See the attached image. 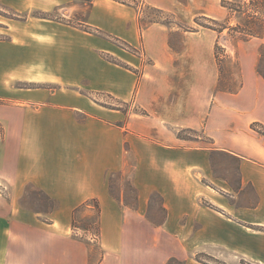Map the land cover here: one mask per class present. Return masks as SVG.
Listing matches in <instances>:
<instances>
[{"label":"crops","instance_id":"1","mask_svg":"<svg viewBox=\"0 0 264 264\" xmlns=\"http://www.w3.org/2000/svg\"><path fill=\"white\" fill-rule=\"evenodd\" d=\"M221 1L94 0L83 23L134 49L142 47L143 56L119 51L109 42L95 43L92 34L85 33L80 39L61 40L63 60L54 66L58 91L30 90L18 97L10 83L0 84V97L10 100L0 106V264H45L46 251L53 253L54 264H165L186 253L158 249L156 239L163 233L183 236L196 225L201 253L224 264H264V138L252 129L255 124L264 127V78L257 72L264 37L239 49L240 88L217 92L219 66L213 51L201 50V26L179 33L162 22L140 23L146 8L193 22L201 15L219 19L225 10ZM5 2L16 10L51 9L56 4ZM176 33L181 48L173 44ZM5 48L11 52L6 74L12 75L13 43ZM108 54L138 74L108 62L103 56ZM91 92L135 102L145 113L134 116L95 107ZM187 129L203 130L211 147L190 153L188 140L177 133ZM194 154L202 161L223 157L234 162L242 187L255 190L258 204L229 206L226 215L200 204L211 202L206 199L210 187L191 182V164L199 165L191 160ZM115 173L130 175L137 193L134 207L112 194L109 176ZM29 190L49 198L50 222L21 206ZM154 193L162 197L166 213L160 226L145 218ZM93 201L100 207L97 256L93 242L69 235L81 231L73 229L75 211ZM141 231L146 241L137 246L134 234ZM237 234L258 242L261 260L236 248L243 246ZM29 256L31 261L25 259Z\"/></svg>","mask_w":264,"mask_h":264},{"label":"rangeland","instance_id":"2","mask_svg":"<svg viewBox=\"0 0 264 264\" xmlns=\"http://www.w3.org/2000/svg\"><path fill=\"white\" fill-rule=\"evenodd\" d=\"M48 1L56 3L55 6L51 9L30 8L27 10H16L10 8L5 0H0V84L3 82L4 84L10 83L15 96L18 95V97H21L22 94L31 92L30 90L45 89L56 92L60 89V85L54 80V66L55 62L60 63L61 59L63 60L59 50L61 40L64 39L72 40L75 37L80 39L79 37L81 35L89 33L92 34L93 37H90H92L95 43L109 42L110 45L113 48H117V50L123 49L126 52L139 57L144 55L142 47L132 50L123 45V43L117 42V40L98 33L94 26H89L83 23L87 18V13L92 8L91 3H93L94 0ZM113 1L116 3H127L128 1V3L131 4L133 2V0ZM33 2L34 0H30L29 4H32ZM242 2H248V0H242ZM144 12L143 17L140 18L141 24H151L152 22L158 21L167 24L170 27L180 29L179 33L185 31L192 32L196 29H200L201 24L215 27L212 22L202 17L197 19L195 18V22H193L192 20L187 21L184 18H181V16L169 15L154 9L146 8ZM227 16L228 10L225 9L224 15L216 20L220 23H224ZM196 20L200 25L196 23ZM238 23L239 20L234 17L230 21V26H235ZM179 33L173 34L172 41L176 48H181V38L179 37ZM217 42H219V44L224 48V51L220 54L221 64L219 66L217 92H234L238 90L242 84L241 68L237 60L238 52L239 49H241V46L245 45V42L247 41L236 40L233 36L229 35L228 30H225L224 33L219 36L216 32L201 27V50H210L215 54V45ZM11 43H13L14 61L12 62L14 73L9 75L6 74L5 64L9 60V58L6 57L11 52L7 51L5 46L11 45ZM111 55L112 54H108L105 57L110 60L122 62L119 58ZM129 67L134 69L131 66ZM260 67L264 72V61ZM89 96L93 100L95 107H97L96 105H99L105 107L109 111L112 109H121L127 114L134 116L143 115L145 113V110H143L139 104L135 102L124 103L106 93L91 92ZM9 101L10 100L5 97H0V106L6 105ZM258 129L262 130L261 127ZM127 130L133 133L134 129L127 128ZM177 133L181 137L189 139L187 147L189 148L190 153L198 151L202 152L200 151L201 149L211 147L212 141L209 136L203 132V130H201V132L180 130ZM199 137L201 138L198 139ZM192 157L193 159L191 160L199 162V165L197 166L195 164H191V182L196 181L202 187H210L207 188L206 193L208 195L206 199L211 200V202L204 200L205 198L203 197L204 201L199 200L200 204L210 206L211 208L220 211L223 215H226L228 210L227 208L229 206L238 209L242 207H254L258 204L255 190L249 185L242 187L237 165L230 159L219 157L213 160L206 158V160L202 161L200 154L191 155V158ZM204 162L205 165L203 166ZM0 163H2L1 160ZM0 183V188H2L1 186H4V181L1 180ZM111 192L114 196L125 199L128 205L132 207L135 206L137 193L131 186V178L129 174L122 177L114 174L112 176ZM196 192V194L200 193V191ZM20 204L32 212L42 214L40 218L42 222H50L49 218L46 216V212L50 211L53 205L40 191L29 190L24 201ZM89 204L92 209L81 207L75 214L76 224L78 226L88 228L90 230L89 233L81 230L78 232H71V234L69 232V235H71V238L84 243L93 242V250H95V256H97V242L100 234L97 233L98 212L92 202ZM145 218L150 223L155 224V226H160L165 221L166 213L163 210V199L159 194L154 193L152 195L151 207L146 211ZM135 225L137 224L135 223ZM199 229L200 226L196 225L194 226L193 232H189L183 236H179L178 234L163 233L159 240L156 239L155 244L158 249L185 252L186 254L183 258H176L185 264L187 262L195 263L197 260L206 264H224L216 258L203 254V252L201 253V249L199 250V248H201V243H199L200 241L196 238V232ZM149 235L150 233L148 236ZM237 235V239L241 241L243 246H236V248L240 249L242 253L248 254L252 258L261 260L262 252L258 242L249 240L243 235ZM207 236H210V234ZM134 237L137 246H140V243L143 245L146 241V235L142 231L138 234L135 233ZM33 240H35V238L30 239V241ZM225 241L226 240L220 242L224 243ZM244 242H247L248 246L244 245ZM15 257L18 258L19 256ZM32 257L33 256H29L25 259L31 261ZM45 264H54L53 253L51 251H46ZM235 264L256 263L239 260Z\"/></svg>","mask_w":264,"mask_h":264},{"label":"trees","instance_id":"3","mask_svg":"<svg viewBox=\"0 0 264 264\" xmlns=\"http://www.w3.org/2000/svg\"><path fill=\"white\" fill-rule=\"evenodd\" d=\"M91 5H93V3H91ZM221 6L225 8L226 10H228V16L226 20L224 21V23H220L218 20L214 18H209L207 16H201V17L212 22L215 25V27H212L210 25H204V24L200 25L197 20H196V23L205 29L216 32L219 36H221L225 30H228L229 35L233 36V38H235L236 40L250 41L252 39H262L264 37V0H248V2H242V0H222ZM234 17L239 20V23L235 26H230V21ZM120 43H123V45L127 46L128 48L132 50H136L130 45H128L127 43H124V42H120ZM223 51H224V48L219 44V42H217V44L215 45V58H216L218 66H220L221 64L220 54ZM103 56L105 57L107 55H103ZM105 59L112 64L126 68L131 71H134L135 73L138 74V71H136L135 69H131L128 65H125L123 62L110 60L107 57H105ZM263 61H264V47H262L260 50V61L257 66V72L259 73V75H261L264 78V72L262 71L260 67ZM118 126H122V125H118ZM259 127H261L262 130H259L258 129ZM252 129L258 132L264 138V127L263 126H259L255 124L252 126ZM182 131H193V130L187 129V130H182ZM178 137L180 139L189 140V139L181 137L180 135H178ZM113 175L114 174H111L109 176V182L111 186H112V176ZM117 176L122 177V174H117ZM46 198L49 200L47 196ZM117 199L119 201H122L119 198ZM124 203H126V201ZM92 204L95 205V207L97 208V212H98L97 213V224H98L97 233H100V207L96 201H93ZM89 205L90 204L87 203L83 205V207H86ZM77 210L75 211V214L77 213ZM73 229L82 230L84 232L90 231L86 227L78 226L75 222V217L73 219ZM197 261L204 263L200 260H197ZM166 264H185V263L176 258H171L168 260Z\"/></svg>","mask_w":264,"mask_h":264}]
</instances>
